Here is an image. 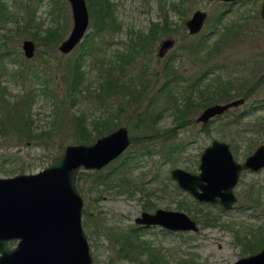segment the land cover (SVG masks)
Listing matches in <instances>:
<instances>
[{"label": "rangeland", "instance_id": "rangeland-1", "mask_svg": "<svg viewBox=\"0 0 264 264\" xmlns=\"http://www.w3.org/2000/svg\"><path fill=\"white\" fill-rule=\"evenodd\" d=\"M4 1L7 4L10 17L3 28H0V50L7 52L2 60L6 63V68L11 71V74L4 75L1 80L2 84L7 85L9 95L14 96L22 92L25 87L28 88L30 81L28 77L25 80V86H23L20 78L12 73V70L17 66L15 59H13L14 56H17L18 59H26L27 65L35 64L39 70L52 75V84H57L62 91L63 85L65 86V83L62 82V74L66 73L65 70L67 69L65 63L77 55L80 50L79 43L68 53H62L58 47L50 53L51 50L45 43H39L31 37L33 32V34H37L35 31H38V28H22V26L28 15L27 11L32 10L36 22L40 23L39 29L44 30L58 26L62 31H65L63 33L64 38L72 25L69 2L67 0ZM111 2L114 3L120 28L114 35H108L105 38L111 37L107 49L108 55L115 48L123 49V45L128 41L129 30L148 32L155 23L161 25L163 13L167 15L170 27L177 28L195 9L205 10L207 17L198 33H210L212 39L215 36L212 30L220 15H222V19L218 22L219 27L233 24L232 40L229 39L226 44L216 51L209 52L207 56L205 55L206 48L200 49L198 57L188 51L186 44L197 42L199 37L197 36L198 33L189 34L185 25L184 28L174 30L168 35H160L154 44L153 51L138 55L133 63L136 67L135 71L140 72L138 79L148 80L150 85L147 92L141 97V104L135 113L148 104L152 94L166 78H172L170 81H172L173 93L176 94L177 98H180L179 104L181 105L183 95L188 94L189 91H191V97L198 100L200 97L199 89L204 90V92L208 89H214L215 78L218 76L226 78L227 75H231L235 81H241L253 72L254 79L259 81L253 95L237 106L229 108L231 110L250 111V113L243 118L237 127L231 125L226 127V130L232 132L237 139L238 153L235 154L233 149L232 151L238 160L245 158L242 153L246 151V141L249 139L248 134L252 133L251 130L255 132L253 135L255 140L250 152L262 142L261 136H257V134L261 135L260 132L264 127V118H262L264 117V106L262 104L260 105L262 108L250 109L254 101L264 103V20L258 17L261 0H182V2L181 0H111ZM171 4H179L181 8H184L182 12H185V15L180 10L170 8ZM91 23L92 19L90 18L88 32L92 30ZM166 36L174 38V44L165 55L158 56L159 41ZM26 38H32L36 44L34 55L30 58L24 55L22 49V41ZM84 40L85 36L81 42ZM182 46H184L183 49H181ZM171 55H174V59H171ZM200 55L205 56L202 59L199 57ZM88 61L92 62V58H89ZM167 62L172 64V69L164 67ZM213 62L222 64V67L214 66V69H210V74L208 73L197 82V77L201 71L206 65ZM87 65H89V67L87 66V77L91 88H93L96 84L97 75L95 69L90 67V64ZM195 82L197 84L191 88L190 84ZM223 101L225 100L218 102ZM158 102L156 103L158 107L164 106L160 101ZM86 106L85 102L78 103L72 105L70 110L72 112L81 109L86 110L88 117H90L93 113L92 109ZM52 109V104L42 94L39 93L35 97L32 104L35 131L49 128ZM201 109L202 107L192 111L190 124L175 127V129L173 128L177 121L174 118L175 113L171 109L163 110L158 121V126L161 129L160 136L143 140V144L149 145L154 152L151 155L145 154L140 158L133 175L135 178L143 180L145 185L151 189L153 187L159 189L157 195L151 194L147 198L140 192L128 194L118 188L104 189L102 186H98L97 189H94L92 185L93 175L89 173L90 169H82L80 179L77 180V186L83 198L82 225L87 235L94 264H139L127 259L115 258L116 247L111 245L104 232L98 233L96 231L100 223L120 230L139 226L137 233L141 237L151 240L153 246L158 248L166 259V264H228L247 254L244 252L242 241L239 239L248 229L258 232L264 222V168L257 171L246 170L241 172L240 179L234 188L237 200L234 206L229 209H225L219 204L196 200L188 191L180 188L176 180L170 176V169L175 166L190 171H198L201 150L213 137L222 138L217 131L218 127L222 128L219 125L222 122L221 119L215 120L210 125L208 132L202 129L201 122L195 120ZM135 117L129 109L123 111L120 117V125H126L129 134L134 128ZM228 118L229 116H226L223 120ZM171 128L174 129L172 132ZM61 139L64 140L63 144L76 142L67 140L63 133L57 141ZM222 139L232 143L228 138ZM177 142L182 143L181 152H174V161H170L167 159L166 151L170 144H177ZM54 144L52 147L47 140L23 142L11 134L3 136L0 133V176H9L19 172H35L43 168L50 162L51 154L60 151L63 146L59 148L58 142ZM136 146L137 144L133 148ZM118 162L119 158H116L99 171L104 174ZM21 166H23V170H21ZM254 183L256 187L258 185L263 186L258 203L250 202L244 198V193L246 194L253 189L256 190V188H251ZM148 200L154 203L152 210L161 207L185 211L197 221L199 229L197 231L168 232L161 225L148 227L138 225L134 218L144 210L143 203ZM180 201L184 208L178 206ZM207 211L209 214L217 216L214 224L202 223L203 214ZM238 237L239 239H237ZM13 243L11 242L10 245Z\"/></svg>", "mask_w": 264, "mask_h": 264}, {"label": "trees", "instance_id": "trees-1", "mask_svg": "<svg viewBox=\"0 0 264 264\" xmlns=\"http://www.w3.org/2000/svg\"><path fill=\"white\" fill-rule=\"evenodd\" d=\"M86 3L89 19H92V30L87 32L85 40L78 44L80 50L77 55L73 59H68L65 63L67 69L65 70L66 73L62 74V82L63 84L65 83L62 91H60V87L57 84H52V75L50 76L45 71L39 70L35 64L27 65L25 63L26 59H18L17 56H14L13 59H15L14 61L17 63V66L12 70V73L20 78L23 86H25V80L28 77L30 81L28 88L25 87L22 92L10 96L7 85L2 84L1 80V77L4 75L11 74V71H8L6 68V63L2 60V57L7 52L0 50V133L3 136L11 134L23 142L47 140L52 147L55 145L54 143L58 142V147L60 148L64 140L57 141V139L61 137L62 133L67 140L91 142L96 137L119 126L122 112L129 109L136 116L134 128L130 134V145L117 157L119 158V162L110 171L103 174L99 171L100 169H92L89 173L93 175L92 185L94 189H97L98 186H102L104 189L118 188L120 191L127 192L128 194L140 192L149 198L151 194L157 195L159 189H155V187L151 189L146 186L143 180L135 178L133 172L143 155H151L154 152L153 148H150L149 145L143 144V140L160 136L161 129L158 126V121L162 111L171 109L175 113L174 118L177 120L173 128L182 127L191 123V113L194 109L203 108L219 100L226 101L235 96L246 99L253 95L259 81L254 79L253 72L249 73L241 81H235L231 75H227L228 77L226 78L218 76L215 78L214 89H208L206 92L199 89L198 93L200 97L198 100L192 98L191 91H189L188 94L183 95L184 98L180 105V98H177L176 94L173 93L172 81H170L172 78H166L152 94L148 104L135 113L141 104V97L150 86L148 80L138 79L140 72L135 71L136 67L133 65L135 59L144 52L149 51L147 53H151L154 42L160 35L170 34L174 30L183 28V23L177 28H172L170 27L167 15H164L161 25L155 23L148 32L129 30L127 34L128 41L123 45V49L119 50L115 48L108 55L107 49L110 45L111 41L109 39L111 37L105 38L108 35H114L120 28V23L117 21L115 14L114 3L111 0H86ZM171 6L175 9L180 8L179 4H171ZM27 13L28 15L22 28H38V31H35L37 34H33V32L31 37L39 43H45L51 50L50 53L54 52L57 44L63 39L65 31H62L58 26L41 30L39 29L40 23L35 20L34 11L28 10ZM9 17L10 13L7 10L6 2L0 0V28H3ZM219 21L220 17L217 18L212 30L215 34L213 39L210 33H198L197 36L199 38L197 42L186 44V48L191 54H195L198 57L200 49L206 48L205 55L207 56L209 52L216 51L226 44L229 39L232 40L233 24L219 27ZM183 48L184 46L181 47V49ZM204 56L200 55L199 57L202 58ZM89 58H92V62L88 61ZM171 59H174V55H171ZM87 64H90V67L95 69L97 75L95 78L96 84L93 88H91L87 77L89 67ZM208 65L198 75L197 82L208 73L210 74V69H214V66L217 68L222 67V64L218 62ZM164 67L168 69L173 68L170 62L165 63ZM40 71L43 73L41 74ZM166 71L169 72L170 70ZM197 82L190 84L191 88ZM39 93L52 104V119L47 130L35 131L34 120L32 118V104ZM158 101L164 106L158 107L156 104L159 103ZM83 102L87 104V108L92 109L93 113H91L90 117H88L86 110L81 109L77 112L70 110L72 105ZM262 104L264 106V103L254 101L250 109L262 108L260 106ZM249 113L250 111L229 109L208 122H201V127L208 132L210 125L215 120L221 119L220 121L222 122L219 125L222 128L218 127L217 131L222 138H228L232 142L230 145L235 154H237V139L232 132L226 130V127L231 125L237 127ZM226 116H229V118L224 121L223 119ZM173 128H171V132L174 130ZM262 129L261 135L257 134V136H261L264 143V127ZM251 131L252 133L248 134L249 139L246 141V151L242 153L245 156L250 153L254 145L255 138L253 135L255 132H253L254 130ZM135 144L139 146L133 148ZM181 148V142L170 144L166 151L167 159L174 161V152H181ZM59 152V150L55 151L51 154V157ZM20 168L23 170V166ZM81 174L82 170L79 171L77 180L80 179ZM155 178L154 180H156ZM262 187V185L256 187L255 183L252 184L251 188H256V190L253 189L246 192V194L244 193V198H247L250 202H260ZM178 206L184 208L181 201L178 203ZM153 208V202L148 200L143 203V209L152 210ZM216 220L217 216L211 215L207 211V213L203 214V220L201 221L203 224H214ZM138 229L139 226L120 230L104 226V224L100 223L96 231L98 233L104 232L108 236L111 245L116 247V259H127L139 264H166V259L159 249L153 246L149 238L141 237L137 233ZM166 230L168 232L173 231ZM239 240L242 241L243 250L247 254L259 250L264 246V222L258 232L248 229Z\"/></svg>", "mask_w": 264, "mask_h": 264}, {"label": "water", "instance_id": "water-1", "mask_svg": "<svg viewBox=\"0 0 264 264\" xmlns=\"http://www.w3.org/2000/svg\"><path fill=\"white\" fill-rule=\"evenodd\" d=\"M72 14L68 34L59 42L62 53L70 52L89 29L86 0H67ZM264 18V0L260 9ZM207 12L195 9L186 19L190 33L198 32ZM172 44L161 43L160 51ZM24 55L32 57L34 42L22 41ZM245 100L236 97L204 106L195 120L208 122ZM131 143L129 129L121 124L91 142H67L50 162L35 172L0 176V264H94L82 225L83 198L77 186L81 169H100L121 155ZM264 168V143L238 160L225 139L213 137L199 155L198 171L175 166L170 176L196 200L234 206L241 172ZM141 226L161 225L173 231H197V221L181 209L157 207L142 210L134 218ZM11 242H14L10 245ZM228 264H264V246Z\"/></svg>", "mask_w": 264, "mask_h": 264}, {"label": "flooded vegetation", "instance_id": "flooded-vegetation-1", "mask_svg": "<svg viewBox=\"0 0 264 264\" xmlns=\"http://www.w3.org/2000/svg\"><path fill=\"white\" fill-rule=\"evenodd\" d=\"M223 1H233V0H223ZM262 3H263V0H261V4H260V8H259V15H258V17H260L262 20H264V18L261 16V13H260V9H261V6H262ZM170 8H173L172 6L170 7ZM175 9V8H174ZM182 9H184V8H179L178 7V9H175V10H182ZM192 14V13H191ZM164 15H166L165 13H163V20H164ZM183 15H185V13L183 12ZM191 16V15H190ZM189 16V17H190ZM222 15H220L219 17H220V20L222 19V17H221ZM189 17H187L186 19H188ZM206 17H207V15H206ZM218 17V18H219ZM186 19L184 20V23H183V28H184V25H185V21H186ZM206 19V18H205ZM205 21V20H204ZM163 22V21H162ZM203 26V25H202ZM185 27H186V25H185ZM186 29H187V27H186ZM201 30V29H200ZM199 30V31H200ZM187 31H188V29H187ZM198 31V32H199ZM198 32H196V33H190L189 31H188V33L189 34H197ZM168 35V34H167ZM165 38H170L171 40H172V44L169 46V47H166V48H164V49H162L161 51H160V48H161V43H162V41L165 39ZM29 39H31L33 42H34V40L32 39V38H29ZM158 39V38H157ZM156 39V40H157ZM156 40H155V42H156ZM174 38H172V37H163L160 41H159V44H158V47H157V54H158V56H163V55H165V53L169 50V48L174 44ZM155 42H154V44H155ZM34 45L36 46V44H35V42H34ZM153 48H154V45H153ZM152 48V49H153ZM23 49V48H22ZM153 51V50H152ZM24 52V51H23ZM34 55V54H33ZM30 58V57H29ZM232 149V148H231ZM248 155V154H247ZM104 167V166H103ZM101 169V168H100ZM82 170V169H81ZM244 171H246V170H244ZM243 172V171H242ZM82 210H83V207H82ZM145 210V209H144ZM150 211H152V210H150ZM83 212V211H82ZM141 226V225H140Z\"/></svg>", "mask_w": 264, "mask_h": 264}, {"label": "bare ground", "instance_id": "bare-ground-1", "mask_svg": "<svg viewBox=\"0 0 264 264\" xmlns=\"http://www.w3.org/2000/svg\"><path fill=\"white\" fill-rule=\"evenodd\" d=\"M131 137V136H130Z\"/></svg>", "mask_w": 264, "mask_h": 264}]
</instances>
